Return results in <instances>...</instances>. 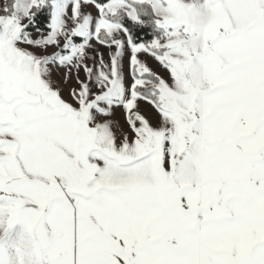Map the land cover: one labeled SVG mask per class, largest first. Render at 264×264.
Here are the masks:
<instances>
[{
  "label": "snow or ice",
  "instance_id": "6c2138e0",
  "mask_svg": "<svg viewBox=\"0 0 264 264\" xmlns=\"http://www.w3.org/2000/svg\"><path fill=\"white\" fill-rule=\"evenodd\" d=\"M0 264H264V0H0Z\"/></svg>",
  "mask_w": 264,
  "mask_h": 264
},
{
  "label": "rangeland",
  "instance_id": "374dc122",
  "mask_svg": "<svg viewBox=\"0 0 264 264\" xmlns=\"http://www.w3.org/2000/svg\"><path fill=\"white\" fill-rule=\"evenodd\" d=\"M89 10L92 11L93 13L95 12L94 9H89ZM93 43H94L95 47L98 49V51H99L100 53H103V55H104V59H105V61L107 62L108 59H109V54H110V52H111V51H114V49H109L107 46H105V45H100V44L96 43L95 41H93ZM89 55L92 56V55H94V53L90 52ZM128 58H129V53H128V51L126 50L125 55H124V58H123V59H124V62H125V66H127ZM140 58H141L142 60H145L146 62H148L149 65H150L154 70L161 71V73L163 74V69L160 68V66L157 64V62L154 61L152 58H150V57H148V56H146V55H143V54L140 56ZM89 64H91V60H89ZM81 76H83V73H81ZM140 107H141V110L144 111L146 114H149V115L151 114V113H150V109H149V107H148L144 102H141ZM117 115L119 116V112L117 113Z\"/></svg>",
  "mask_w": 264,
  "mask_h": 264
},
{
  "label": "trees",
  "instance_id": "16d2710c",
  "mask_svg": "<svg viewBox=\"0 0 264 264\" xmlns=\"http://www.w3.org/2000/svg\"><path fill=\"white\" fill-rule=\"evenodd\" d=\"M134 33L138 41H144L149 39V34L147 30L135 29Z\"/></svg>",
  "mask_w": 264,
  "mask_h": 264
}]
</instances>
